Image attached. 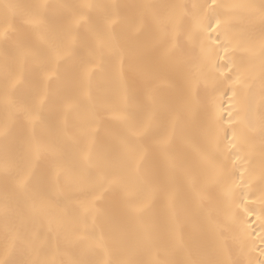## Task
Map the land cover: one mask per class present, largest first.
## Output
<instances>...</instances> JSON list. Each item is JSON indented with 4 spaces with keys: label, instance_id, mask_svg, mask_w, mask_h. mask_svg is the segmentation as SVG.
I'll return each instance as SVG.
<instances>
[{
    "label": "snow or ice",
    "instance_id": "1",
    "mask_svg": "<svg viewBox=\"0 0 264 264\" xmlns=\"http://www.w3.org/2000/svg\"><path fill=\"white\" fill-rule=\"evenodd\" d=\"M0 264H264V0H0Z\"/></svg>",
    "mask_w": 264,
    "mask_h": 264
}]
</instances>
